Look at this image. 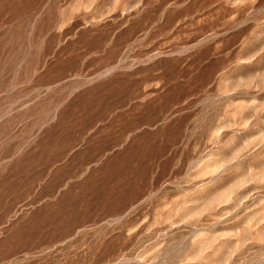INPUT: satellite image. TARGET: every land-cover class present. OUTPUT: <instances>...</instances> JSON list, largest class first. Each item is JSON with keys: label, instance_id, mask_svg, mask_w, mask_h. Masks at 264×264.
Masks as SVG:
<instances>
[{"label": "rangeland", "instance_id": "obj_1", "mask_svg": "<svg viewBox=\"0 0 264 264\" xmlns=\"http://www.w3.org/2000/svg\"><path fill=\"white\" fill-rule=\"evenodd\" d=\"M0 264H264V0H0Z\"/></svg>", "mask_w": 264, "mask_h": 264}]
</instances>
